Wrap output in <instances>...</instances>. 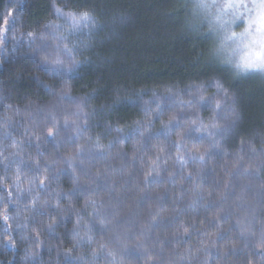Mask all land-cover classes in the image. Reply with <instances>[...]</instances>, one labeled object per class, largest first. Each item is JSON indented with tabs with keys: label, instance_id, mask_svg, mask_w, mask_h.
Segmentation results:
<instances>
[{
	"label": "clouds",
	"instance_id": "1",
	"mask_svg": "<svg viewBox=\"0 0 264 264\" xmlns=\"http://www.w3.org/2000/svg\"><path fill=\"white\" fill-rule=\"evenodd\" d=\"M108 2L0 0V264H264V0Z\"/></svg>",
	"mask_w": 264,
	"mask_h": 264
},
{
	"label": "trees",
	"instance_id": "2",
	"mask_svg": "<svg viewBox=\"0 0 264 264\" xmlns=\"http://www.w3.org/2000/svg\"><path fill=\"white\" fill-rule=\"evenodd\" d=\"M160 0H109L108 7H122L133 11L135 23L125 30L121 45L123 49L135 60L139 66L141 76L148 72H158L169 75H183L179 67L182 58L181 48L183 43L172 47L165 39L163 32L164 20L159 15V9L154 5ZM165 11L172 12L168 8ZM87 79V77H85ZM83 80L77 83H82ZM252 96L254 105L264 104V94L253 88ZM133 109L122 110L120 116L133 114Z\"/></svg>",
	"mask_w": 264,
	"mask_h": 264
}]
</instances>
